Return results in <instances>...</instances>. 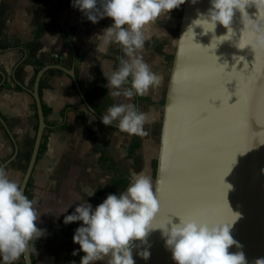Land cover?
I'll return each instance as SVG.
<instances>
[{
	"label": "crops",
	"instance_id": "0c3cea01",
	"mask_svg": "<svg viewBox=\"0 0 264 264\" xmlns=\"http://www.w3.org/2000/svg\"><path fill=\"white\" fill-rule=\"evenodd\" d=\"M182 7L183 4L146 26V40L155 41H145L143 49L138 50L159 77L158 84L145 96L114 99L107 94L102 74L114 71L124 53L116 44L104 52L96 50L100 41L95 36L111 25L110 18L93 24L73 7L72 0H0V71L5 74L0 83V114L17 146L15 158L3 168L9 179L19 184L35 136L36 107L27 88L32 87L36 67L53 62L73 66L85 97L81 98L72 78L57 68L47 69L41 77L40 97L48 109L47 125L25 191L40 214L36 226L45 233L30 241L33 264H79L84 254L73 255L79 245L73 243L72 237L81 222L66 225L64 216L72 214L79 203L87 201L95 208L107 195L126 191L129 184L113 185L117 173L131 181L134 173L143 172L154 184L160 134L156 106H162L164 100ZM1 78L0 73V81ZM119 103H132L147 115V135L133 137L121 132L115 122L110 126L101 123L107 109ZM77 109L86 116L99 144L104 143L105 165L98 162V144ZM132 140L139 144L130 152ZM13 149V142L0 123V160L9 157ZM111 162L117 170L108 165ZM89 192L94 194L88 196ZM65 208L67 211L63 212ZM14 264H23L22 253Z\"/></svg>",
	"mask_w": 264,
	"mask_h": 264
},
{
	"label": "water",
	"instance_id": "95a60500",
	"mask_svg": "<svg viewBox=\"0 0 264 264\" xmlns=\"http://www.w3.org/2000/svg\"><path fill=\"white\" fill-rule=\"evenodd\" d=\"M209 7L210 0H197L195 4L185 0L182 7L162 103L153 184L160 212L154 223L165 221L170 211H180L185 216L199 213L211 218L213 223H231L238 213L240 218L234 223L231 235L243 248L229 250H242L247 264H253L255 259L264 257V144L259 143V139L264 140V52L252 51L250 46L236 47L251 38L249 20L237 10L229 26L233 33L222 38L229 40L221 43L217 38L228 31L223 26L217 24L214 33L207 34H202L201 27L192 26L198 13H206ZM246 11L255 21V8ZM190 26L193 32L188 30ZM49 68L68 74L85 100L73 66L46 63L35 72L32 87L27 90L35 102L37 127L18 184L24 195L47 125L39 82ZM0 73L2 83L5 74ZM225 89L231 94L229 100ZM237 99L235 105H229ZM0 123L14 145L13 153L0 160L3 169L15 158L17 146L1 114ZM251 141L253 147L237 153L231 170L223 177V182L229 185L225 191L220 181L224 170L233 153ZM172 219L177 222L178 218ZM145 250L150 253L148 259L139 255ZM22 255L23 264H33L30 242ZM132 256L135 264H175L159 230L150 231L144 243L135 241Z\"/></svg>",
	"mask_w": 264,
	"mask_h": 264
},
{
	"label": "clouds",
	"instance_id": "9594fccd",
	"mask_svg": "<svg viewBox=\"0 0 264 264\" xmlns=\"http://www.w3.org/2000/svg\"><path fill=\"white\" fill-rule=\"evenodd\" d=\"M196 2L191 0L193 4ZM184 3L185 0H72L73 7L91 23L96 24L105 17L112 20L110 26L95 35L100 41L96 50L104 52L109 45L116 44L124 53L114 71L102 74L107 82V94L114 99L121 96L131 99L145 96L151 87L158 84L159 77L138 54L145 44V28L162 14L167 16ZM250 7L256 10L255 21L247 14L246 9ZM234 10L247 17L251 27V38L236 47L250 46L252 51L264 52V23L258 22L264 21V0H210L206 13H198L192 26L201 27L202 34H207L214 33L219 24L228 30L227 34L218 38L213 36V39H219V43L229 40L222 38L233 33L229 26ZM192 26L188 30L193 32ZM147 119V115L139 112L134 104L119 103L107 109V113L101 116V123L110 126L115 122L121 132L145 136ZM66 211L67 208L63 212ZM159 212L160 205L151 179L139 172L133 174L126 191L107 195L95 208L87 201L79 203L72 214L64 216L63 223L81 222L72 237L73 243L79 245L73 255L77 252L84 254L79 264L101 261L104 264H135L132 256L134 242L144 243L149 232L155 230L160 231L175 264H247L242 250H229L232 247L243 248L231 235L234 223L240 218L238 213L231 223H213L197 215L177 216V222L167 218L154 223ZM39 215L34 201L21 192L17 182L9 179L4 169H0V260L3 264H14L30 241L45 234L36 226ZM139 255L148 259L150 253L145 250ZM253 264H264V257L255 259Z\"/></svg>",
	"mask_w": 264,
	"mask_h": 264
},
{
	"label": "trees",
	"instance_id": "16d2710c",
	"mask_svg": "<svg viewBox=\"0 0 264 264\" xmlns=\"http://www.w3.org/2000/svg\"><path fill=\"white\" fill-rule=\"evenodd\" d=\"M145 41L154 43L155 40L150 39V40H145ZM157 49H158V50H161L160 47H158ZM38 68H39V66L36 67L35 72L37 71ZM32 81H33V80H32ZM41 86H42V79H40V82H39V94H40V92H41ZM162 103H163V102H162ZM42 107H43V111H44V115H45V114L47 113L48 109H47V106L45 105V103H44L43 101H42ZM76 111H77L78 115L80 116V118L82 119V122L86 125V127H87V129H88V132L92 135V137H93L95 143L98 144V150L100 151V154H99V156H98V162H99L100 164H102V165H105V164H104V161L107 159V154H106L105 149H104V147H103V146H104V143L99 144V141H98V139L96 138V136L94 135V132H93V130L91 129L89 123L87 122V118H86V116L84 115V113H83L81 110H79V109H77ZM132 136L135 137V135H132ZM42 137H43V135H42ZM138 144H139V143H138L137 141L132 140V142L130 143V152L133 151V149H134L135 147H137ZM41 147H42V143H40L39 151H40ZM39 151H38V154H39ZM108 165H109L110 167L114 168L115 170H117V169H116V165H115L114 163L111 162V163H109ZM129 182H130L129 179H128L124 174H122V173H117V174L115 175V177L113 178V185H114V186H117V185L120 184L121 186L126 187V186L129 184ZM28 183H29V181H28ZM28 183H27V185H28ZM26 188H27V187H26ZM25 191H26V190H25ZM105 192H106V191H105Z\"/></svg>",
	"mask_w": 264,
	"mask_h": 264
},
{
	"label": "snow or ice",
	"instance_id": "6c2138e0",
	"mask_svg": "<svg viewBox=\"0 0 264 264\" xmlns=\"http://www.w3.org/2000/svg\"><path fill=\"white\" fill-rule=\"evenodd\" d=\"M226 82L227 81H225V83ZM216 100H219V99H216ZM237 102H238V99H237ZM259 143L264 144V140H260L259 139ZM251 147H253L252 141L244 149H241V150L233 153V155L231 157V160L229 161V164H228L227 168L224 170V173L222 174V176L220 178L221 184L223 185V188H224L225 191L227 190V188L229 187V185H227V184H225L223 182V177L226 176L229 173V171L231 170L232 165L235 163L236 154L237 153L242 154L243 152L247 151L248 148H251ZM156 192L159 193L158 191H156ZM167 216H168V218H172V217H177V216L184 217L185 215L183 213H181L180 211H170V212H168ZM197 216H198V218H203L205 220H208L209 222H213V220L211 218L207 217V216H203V215H201L199 213L197 214Z\"/></svg>",
	"mask_w": 264,
	"mask_h": 264
},
{
	"label": "rangeland",
	"instance_id": "374dc122",
	"mask_svg": "<svg viewBox=\"0 0 264 264\" xmlns=\"http://www.w3.org/2000/svg\"><path fill=\"white\" fill-rule=\"evenodd\" d=\"M177 37V36H176ZM176 42V41H175ZM173 50H174V48H175V44L173 45ZM172 50V52H174ZM172 54H170V58H169V61H170V65H171V61H172V57H173V55L171 56ZM162 107L163 106H156V111H157V116H156V118H157V121H158V124H161V118H162ZM150 110H148V112H149ZM155 169H156V163H154V171H155Z\"/></svg>",
	"mask_w": 264,
	"mask_h": 264
}]
</instances>
